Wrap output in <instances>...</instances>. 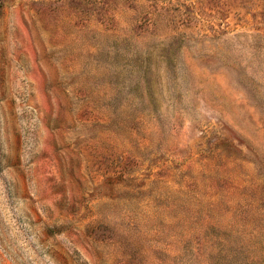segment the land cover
Listing matches in <instances>:
<instances>
[{"label": "rangeland", "instance_id": "374dc122", "mask_svg": "<svg viewBox=\"0 0 264 264\" xmlns=\"http://www.w3.org/2000/svg\"><path fill=\"white\" fill-rule=\"evenodd\" d=\"M0 264H264V0H0Z\"/></svg>", "mask_w": 264, "mask_h": 264}]
</instances>
